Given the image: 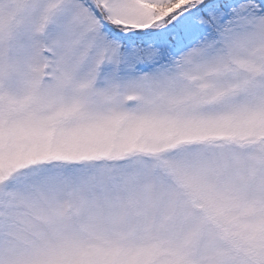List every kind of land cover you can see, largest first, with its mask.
<instances>
[{
  "label": "snow or ice",
  "instance_id": "1",
  "mask_svg": "<svg viewBox=\"0 0 264 264\" xmlns=\"http://www.w3.org/2000/svg\"><path fill=\"white\" fill-rule=\"evenodd\" d=\"M0 264H264V0H0Z\"/></svg>",
  "mask_w": 264,
  "mask_h": 264
}]
</instances>
